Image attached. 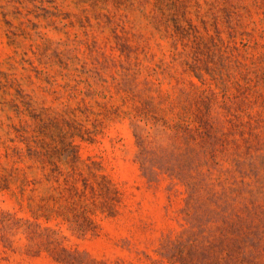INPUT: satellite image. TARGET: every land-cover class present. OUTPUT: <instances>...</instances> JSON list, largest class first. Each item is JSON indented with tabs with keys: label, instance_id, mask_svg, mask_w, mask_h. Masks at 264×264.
Wrapping results in <instances>:
<instances>
[{
	"label": "rangeland",
	"instance_id": "1",
	"mask_svg": "<svg viewBox=\"0 0 264 264\" xmlns=\"http://www.w3.org/2000/svg\"><path fill=\"white\" fill-rule=\"evenodd\" d=\"M0 264H264V0H0Z\"/></svg>",
	"mask_w": 264,
	"mask_h": 264
},
{
	"label": "trees",
	"instance_id": "2",
	"mask_svg": "<svg viewBox=\"0 0 264 264\" xmlns=\"http://www.w3.org/2000/svg\"><path fill=\"white\" fill-rule=\"evenodd\" d=\"M188 68L192 69V71H197V70H194V66L192 65L188 66Z\"/></svg>",
	"mask_w": 264,
	"mask_h": 264
}]
</instances>
